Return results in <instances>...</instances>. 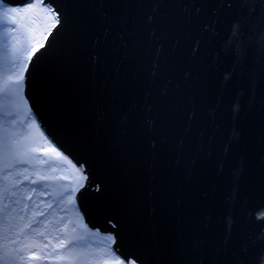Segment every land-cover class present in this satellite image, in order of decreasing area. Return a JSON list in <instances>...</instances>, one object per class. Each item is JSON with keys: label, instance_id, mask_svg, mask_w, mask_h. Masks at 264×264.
Wrapping results in <instances>:
<instances>
[{"label": "water", "instance_id": "95a60500", "mask_svg": "<svg viewBox=\"0 0 264 264\" xmlns=\"http://www.w3.org/2000/svg\"><path fill=\"white\" fill-rule=\"evenodd\" d=\"M43 2L62 27L27 61L21 93L44 136L84 167V225L115 236L125 264H259L264 0ZM234 22L239 60L222 51Z\"/></svg>", "mask_w": 264, "mask_h": 264}, {"label": "rangeland", "instance_id": "374dc122", "mask_svg": "<svg viewBox=\"0 0 264 264\" xmlns=\"http://www.w3.org/2000/svg\"><path fill=\"white\" fill-rule=\"evenodd\" d=\"M23 8L17 6H3L0 4V13L10 8ZM16 16L14 20L12 17ZM7 27L0 24V33L8 32L9 42L11 37L23 38L27 34L29 24L28 19H21L18 14L10 13L6 21ZM43 27V22L41 24ZM30 51V49H29ZM27 58L24 57L26 62ZM14 71L12 64L7 65V72L11 74ZM5 74L4 62L0 59V78ZM33 117L30 115L27 104L23 100L21 90L19 95H4L0 93V126L6 127L9 134L15 133L16 139H20V150H24L25 144H30L34 148H46L48 144L44 141L41 131L37 123H33ZM31 133L28 141L21 137ZM52 144V143H51ZM30 157H35L31 159ZM29 163L18 164L12 160L8 161V167L0 171V190L7 187L9 193H15L11 198L4 202L9 205L12 211L8 214L6 221L0 218V256L7 253L6 264H39L35 256H39L41 251L60 252L57 245L61 240H72L73 238L83 237L82 240L77 239L72 247L77 251L84 253V256L78 264H93L92 255H100V251L109 241L104 237L108 234H97L88 231L82 222L74 204H68L67 200L72 194L71 189L74 186L79 174L72 167V163H68L63 157H55L52 153L37 151L30 153ZM57 161L56 170L52 171L49 165L41 164L40 160ZM2 166V165H0ZM28 169L24 173V169ZM41 171V174L55 176V180L41 181L35 185L37 193L29 200V189L34 187L30 181L24 180V174L29 175L32 179H36L33 175L35 171ZM10 173V174H9ZM68 177L65 179L64 177ZM17 181L23 183L17 184ZM55 193L54 195L44 194L43 192ZM63 193V195H61ZM44 201L45 203H40ZM47 203H52V207L48 208ZM27 204L25 209L23 206ZM43 211V216H35V212ZM31 223V227H25ZM6 229V230H4ZM73 229L76 231L74 232ZM44 232V236L38 235ZM47 237V238H46ZM47 244V249H42V245ZM35 248V256L32 249ZM19 251V255H17ZM66 252V249H65ZM21 256L24 259H21ZM43 264H59L53 258L44 261Z\"/></svg>", "mask_w": 264, "mask_h": 264}, {"label": "snow or ice", "instance_id": "6c2138e0", "mask_svg": "<svg viewBox=\"0 0 264 264\" xmlns=\"http://www.w3.org/2000/svg\"><path fill=\"white\" fill-rule=\"evenodd\" d=\"M221 6L231 7V0H222ZM195 11L199 12L200 9L196 8ZM18 14L21 19H28L29 24L33 25L28 27L26 32L27 34L23 35L22 41L17 37H11L9 42L8 32L0 33V59L4 62L5 74L3 78H0V93L4 95H19L22 81L24 80V73L28 68V63L24 61V57L27 58V61L30 62L32 57L35 56L40 49L45 48L48 45L49 36L52 35L53 31H58L62 27L61 23V14L55 10L51 5L44 4L43 0H37V2L29 3L27 7L23 8H10L0 13V24H4L7 27L6 21L9 14ZM14 20L16 16L12 17ZM43 22V27L41 26ZM205 30H209V26H205ZM30 49V51H29ZM194 53L198 51V44L194 45ZM222 51L227 55L231 53L237 60L243 59L246 55L247 46L244 41L243 33L241 30V25L239 22H234L230 28L229 36L225 39L222 45ZM11 63L14 71L11 74L7 72V65ZM231 78V73H225L224 79L227 82ZM232 110L234 112L239 111V103L234 102L232 105ZM33 123L35 121L33 120ZM31 133L21 137V139L28 141ZM41 135L44 138V141L48 144L46 148H34L30 144L24 145V150H20V139H16L15 133L9 134L6 127L0 126V171L8 167V161L12 160L18 164L29 163V159L25 157H30V153L43 151L46 153H52L55 157H62L63 154L51 144V141L48 140L47 136H44L43 132ZM225 153L228 151V147H225ZM35 159V157H30ZM64 160H67V157H63ZM41 164L49 165L52 171H55V165L57 161H48L40 160ZM71 164V161H68ZM76 173L79 174L74 186L71 189V195L69 196L67 203H75V193L78 192L81 188L85 186V183L88 180L87 175L84 173V167L80 166L76 168L75 165H72ZM222 170V168H221ZM28 169H24V173H27ZM10 174V173H9ZM36 179H32L29 175L24 174V180L30 181L34 186L29 189L28 199L31 200L32 196L37 193V188L35 185L40 184L41 181L55 180V176L41 174V171L37 170L33 173ZM68 179V177H64ZM17 184L23 183V181H17ZM99 185H97V190L99 191ZM54 195L55 193H39V195ZM15 193H9L7 187H4L0 190V218L6 221L8 214L12 211L7 203L4 201L8 198H11ZM63 195V193H61ZM40 203H45L40 201ZM48 208L52 207V203H47ZM25 209L28 207L27 204L23 206ZM35 216H43L44 212L39 211L34 213ZM256 218L258 220H264V209L256 213ZM230 217L225 218L226 230L230 231ZM25 227H31V223L26 224ZM6 230V229H4ZM75 232L76 230L73 229ZM38 235L44 236V232H39ZM47 238V237H46ZM264 239V237H261ZM82 240L83 237L73 238L72 240H61L57 247L60 249V252H46L41 251L39 256H35V248L32 249L33 255L39 262L43 264L44 261L48 260L50 257L57 260L59 264H78L81 258L84 256V253L77 251L76 248L72 247L75 244L76 240ZM105 240L109 241L108 244L104 246L100 251V255H92L91 260L93 264H125V261L117 255V251L112 248V245L116 244V237L109 234L104 237ZM2 247V246H0ZM48 245H42V249H47ZM66 249V252H65ZM19 255V251H17ZM8 257L7 253L0 256V264H6ZM21 259L24 257L21 256ZM129 264H135L134 260H129ZM259 264H264V255L259 258Z\"/></svg>", "mask_w": 264, "mask_h": 264}]
</instances>
